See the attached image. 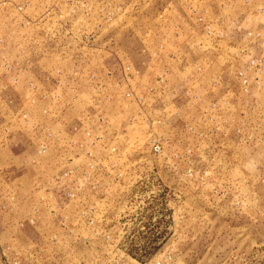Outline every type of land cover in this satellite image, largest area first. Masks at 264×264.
<instances>
[{
    "label": "rangeland",
    "instance_id": "rangeland-1",
    "mask_svg": "<svg viewBox=\"0 0 264 264\" xmlns=\"http://www.w3.org/2000/svg\"><path fill=\"white\" fill-rule=\"evenodd\" d=\"M0 118V264H264V0H0Z\"/></svg>",
    "mask_w": 264,
    "mask_h": 264
},
{
    "label": "crops",
    "instance_id": "crops-1",
    "mask_svg": "<svg viewBox=\"0 0 264 264\" xmlns=\"http://www.w3.org/2000/svg\"><path fill=\"white\" fill-rule=\"evenodd\" d=\"M0 120H1V118H0ZM8 164H9V163H7V162L4 163V162H1V161H0V169H1V167H7ZM8 166H10V164H9ZM22 166H27V165H24V164H23ZM26 172L29 173L28 170H26L25 173H26ZM28 173L23 174V175L21 176L22 179H26ZM24 177H25V178H24ZM1 179H3V178L0 177V185H1L2 188L4 189L3 192L6 194L7 192H6V189L3 187L4 183L1 182ZM18 194H20V193H18ZM20 230H21V229H20ZM7 241H11V237H8V238H7Z\"/></svg>",
    "mask_w": 264,
    "mask_h": 264
},
{
    "label": "built area",
    "instance_id": "built-area-1",
    "mask_svg": "<svg viewBox=\"0 0 264 264\" xmlns=\"http://www.w3.org/2000/svg\"><path fill=\"white\" fill-rule=\"evenodd\" d=\"M1 264H9L8 260H1ZM15 264H18V262H15Z\"/></svg>",
    "mask_w": 264,
    "mask_h": 264
}]
</instances>
